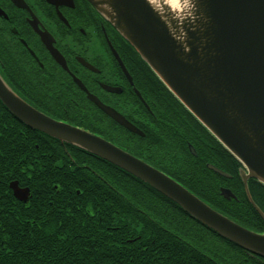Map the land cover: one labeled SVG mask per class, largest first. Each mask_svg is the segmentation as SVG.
<instances>
[{"label":"flooded vegetation","instance_id":"flooded-vegetation-1","mask_svg":"<svg viewBox=\"0 0 264 264\" xmlns=\"http://www.w3.org/2000/svg\"><path fill=\"white\" fill-rule=\"evenodd\" d=\"M0 76L33 108L108 140L179 182L218 212L224 214L222 200L237 199L233 190L240 183L249 203L239 176L240 163L187 112L87 0H0ZM94 99L117 117L105 113ZM13 145L0 143L4 164ZM22 163L19 157L21 173ZM33 163L34 172H39L40 160L35 158ZM186 164L192 166L189 176L183 172ZM192 179L213 185L199 190L197 183H182ZM247 183L260 206L259 183L252 178ZM222 190L233 196L224 197ZM10 191L17 202L24 203Z\"/></svg>","mask_w":264,"mask_h":264},{"label":"water","instance_id":"water-1","mask_svg":"<svg viewBox=\"0 0 264 264\" xmlns=\"http://www.w3.org/2000/svg\"><path fill=\"white\" fill-rule=\"evenodd\" d=\"M87 2L240 163L246 197L264 220L247 185L252 178L264 186V0H196L200 18L183 26L158 17L149 0ZM94 101L112 118L117 117L112 109ZM0 102L28 128L118 167L219 237L264 258V233L241 226L108 140L38 111L1 76ZM10 188L17 199L26 202L28 189L19 188L16 182ZM221 193L226 198L233 196L229 190Z\"/></svg>","mask_w":264,"mask_h":264},{"label":"trees","instance_id":"trees-1","mask_svg":"<svg viewBox=\"0 0 264 264\" xmlns=\"http://www.w3.org/2000/svg\"><path fill=\"white\" fill-rule=\"evenodd\" d=\"M0 143L15 144L5 164L0 154V264H264L137 178L23 126L1 104ZM183 172L189 176L192 166ZM11 181L28 188L27 202L11 195ZM212 185L203 180L197 186ZM259 188L264 213V187ZM233 193L236 200L220 204L224 214L263 232L264 221L246 201L241 183Z\"/></svg>","mask_w":264,"mask_h":264},{"label":"clouds","instance_id":"clouds-1","mask_svg":"<svg viewBox=\"0 0 264 264\" xmlns=\"http://www.w3.org/2000/svg\"><path fill=\"white\" fill-rule=\"evenodd\" d=\"M150 7L162 20L169 23H194L200 18L196 0H149Z\"/></svg>","mask_w":264,"mask_h":264}]
</instances>
